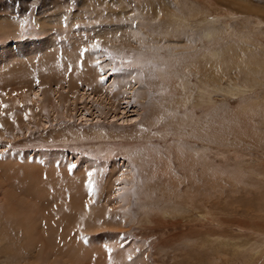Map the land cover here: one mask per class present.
Returning <instances> with one entry per match:
<instances>
[{"label": "rangeland", "instance_id": "rangeland-1", "mask_svg": "<svg viewBox=\"0 0 264 264\" xmlns=\"http://www.w3.org/2000/svg\"><path fill=\"white\" fill-rule=\"evenodd\" d=\"M0 264H264V0H0Z\"/></svg>", "mask_w": 264, "mask_h": 264}, {"label": "bare ground", "instance_id": "bare-ground-1", "mask_svg": "<svg viewBox=\"0 0 264 264\" xmlns=\"http://www.w3.org/2000/svg\"><path fill=\"white\" fill-rule=\"evenodd\" d=\"M34 48H35V47H34ZM32 49H33V48H32ZM32 49H31V50H32ZM36 92H37V91H35V93H36ZM33 94H34V93H33ZM38 96H39V95H38ZM2 183H3V182H2ZM44 185H45V184H44ZM44 185H43V186H44ZM4 186H5V185H4ZM41 188H42V187H41ZM43 188H44V187H43ZM44 191H45V189H44ZM30 218H31V217H30ZM30 228H31V227H30ZM38 235H39V234H38Z\"/></svg>", "mask_w": 264, "mask_h": 264}, {"label": "snow or ice", "instance_id": "snow-or-ice-1", "mask_svg": "<svg viewBox=\"0 0 264 264\" xmlns=\"http://www.w3.org/2000/svg\"><path fill=\"white\" fill-rule=\"evenodd\" d=\"M129 63H131V62H129ZM6 107V106H5ZM26 118H27V116H26Z\"/></svg>", "mask_w": 264, "mask_h": 264}]
</instances>
